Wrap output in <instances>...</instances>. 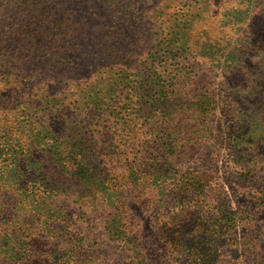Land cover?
I'll list each match as a JSON object with an SVG mask.
<instances>
[{
  "label": "rangeland",
  "instance_id": "rangeland-1",
  "mask_svg": "<svg viewBox=\"0 0 264 264\" xmlns=\"http://www.w3.org/2000/svg\"><path fill=\"white\" fill-rule=\"evenodd\" d=\"M191 261L264 264V0H0V264Z\"/></svg>",
  "mask_w": 264,
  "mask_h": 264
},
{
  "label": "trees",
  "instance_id": "trees-1",
  "mask_svg": "<svg viewBox=\"0 0 264 264\" xmlns=\"http://www.w3.org/2000/svg\"><path fill=\"white\" fill-rule=\"evenodd\" d=\"M22 254V253H21ZM193 261L190 262V264H197L196 262L192 263ZM204 262V261H203ZM199 264H214V262L206 261L204 263L200 262Z\"/></svg>",
  "mask_w": 264,
  "mask_h": 264
}]
</instances>
